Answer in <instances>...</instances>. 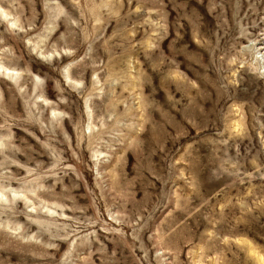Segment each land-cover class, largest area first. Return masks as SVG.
<instances>
[{"label":"rangeland","instance_id":"374dc122","mask_svg":"<svg viewBox=\"0 0 264 264\" xmlns=\"http://www.w3.org/2000/svg\"><path fill=\"white\" fill-rule=\"evenodd\" d=\"M0 264H264V0H0Z\"/></svg>","mask_w":264,"mask_h":264}]
</instances>
